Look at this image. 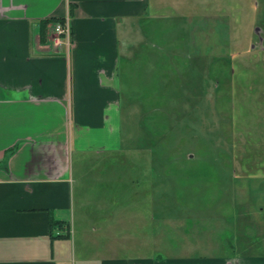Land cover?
<instances>
[{
  "label": "crops",
  "instance_id": "1",
  "mask_svg": "<svg viewBox=\"0 0 264 264\" xmlns=\"http://www.w3.org/2000/svg\"><path fill=\"white\" fill-rule=\"evenodd\" d=\"M176 1L172 11L193 14L187 17L194 22L196 11ZM170 6L0 0V264H264V251L159 258L137 249L126 254L125 244L119 250L90 243L113 215L111 206L122 237L139 228L137 220L155 219L151 199L144 213L143 200L131 205L125 187L121 197H107V190L124 170L113 162L123 156L131 99L122 89H157L158 79L162 89L171 74L165 56L158 69L155 53L158 35L163 49L167 38L157 15H168ZM53 18H67L68 46L53 45ZM126 207L136 208L126 215Z\"/></svg>",
  "mask_w": 264,
  "mask_h": 264
},
{
  "label": "rangeland",
  "instance_id": "2",
  "mask_svg": "<svg viewBox=\"0 0 264 264\" xmlns=\"http://www.w3.org/2000/svg\"><path fill=\"white\" fill-rule=\"evenodd\" d=\"M168 1L170 13L157 15L165 49L158 35L155 53L171 74L162 89L160 79L157 89H122L131 99L123 156L113 162L124 170L107 190L121 197L125 187L144 213L151 199L155 219L137 220L122 237L111 206L90 243L159 258L262 252L264 0H185L196 11L190 24L193 14H176L178 1Z\"/></svg>",
  "mask_w": 264,
  "mask_h": 264
},
{
  "label": "built area",
  "instance_id": "3",
  "mask_svg": "<svg viewBox=\"0 0 264 264\" xmlns=\"http://www.w3.org/2000/svg\"><path fill=\"white\" fill-rule=\"evenodd\" d=\"M52 43L58 47L63 42L68 46L70 43V28L67 18L55 21L53 25Z\"/></svg>",
  "mask_w": 264,
  "mask_h": 264
},
{
  "label": "trees",
  "instance_id": "4",
  "mask_svg": "<svg viewBox=\"0 0 264 264\" xmlns=\"http://www.w3.org/2000/svg\"><path fill=\"white\" fill-rule=\"evenodd\" d=\"M52 20H54V21H62L63 19L62 18H53ZM51 223L52 224H56V223H58V221H51Z\"/></svg>",
  "mask_w": 264,
  "mask_h": 264
}]
</instances>
